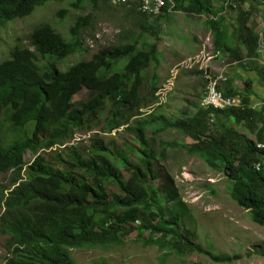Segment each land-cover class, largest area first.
Masks as SVG:
<instances>
[{"label": "trees", "instance_id": "trees-1", "mask_svg": "<svg viewBox=\"0 0 264 264\" xmlns=\"http://www.w3.org/2000/svg\"><path fill=\"white\" fill-rule=\"evenodd\" d=\"M66 1L72 9L85 12L88 9L86 4L96 11L103 0H0V29L31 16L48 2ZM223 1L222 7H217L218 0H175L176 11L195 16L208 15L215 51L230 53L239 60L238 67L241 68L245 66L242 53H246L248 63L261 57L259 35L248 24L260 13L257 7L264 0ZM131 6L129 13L137 16L141 32H133L129 44L102 48L90 59L71 66L67 72L60 68L63 60L81 49L89 54L82 32L91 27V14L75 17L67 39L49 24L38 25L29 36L34 51L16 46L9 59L0 63V176L11 173L13 177L7 185H0V238L3 248L8 249H4L2 257L5 264L11 261L14 262L10 264H32V259L34 264H75L71 249L107 252L124 247L134 233L144 248L157 247L161 253L166 251L162 264H166L171 255L186 259L198 254L219 264L238 261L240 257L204 251L191 242L190 239L196 236L193 231L196 229L195 217L181 199L174 178L169 172H162L160 165L167 161L166 157L173 149L185 148L188 152L190 148L192 152H186L188 156H199L207 166L211 163L208 167L223 174L230 182L229 191L239 207L247 211L255 224L264 227V98L260 106L253 105L255 81L251 80L239 89L235 85L238 74L234 71L227 82L220 81L219 91L240 102V106L226 108L222 110L224 112L197 107L192 116L178 121L150 117L151 114L146 116L144 110L156 103L159 90L157 75L153 76L148 90L146 78L149 68L161 64L163 53L159 45L164 32L161 20H171L172 14L154 18L155 23L151 21L153 18L138 12L134 4ZM257 9L259 13H256ZM234 10L239 12L233 33L225 15ZM65 14L63 10L58 16L64 18ZM148 36L153 37L155 43L148 42ZM141 42L145 44L140 48ZM39 56L47 59L46 65L39 64ZM261 75L264 76L263 69L259 70ZM82 90H87V98L75 103V97ZM103 115L108 119V134L125 127V132L132 133L135 140L137 138L143 155L137 164L121 151L107 159L105 154L109 147L100 134L92 138L94 143L90 146L88 158L86 150L82 155L75 145L57 153L51 151L66 146L79 132H89L101 126ZM209 120L212 121V132L207 126ZM152 127L154 136L173 129L190 136L195 143L189 146L161 144V162L146 136ZM258 144L262 146L258 147ZM27 151L35 156L29 164L24 162ZM75 153L79 154L76 156ZM64 157L68 162L63 160ZM74 159L76 163H73ZM258 164H261L260 168ZM160 177L163 178L161 187L156 190L153 184L159 182ZM110 186L116 188L118 198L110 193Z\"/></svg>", "mask_w": 264, "mask_h": 264}, {"label": "rangeland", "instance_id": "rangeland-1", "mask_svg": "<svg viewBox=\"0 0 264 264\" xmlns=\"http://www.w3.org/2000/svg\"><path fill=\"white\" fill-rule=\"evenodd\" d=\"M113 1H100L99 8L96 11L92 7H89V4H86L85 6L88 9L85 12L72 9L68 1L63 3L48 2L44 6L37 8L31 16L8 23L0 29V63L9 59L11 50L16 46H25L34 51V48L30 46L29 36L33 29L40 24H49L66 39L69 38V27L73 24L75 17L80 15H92L91 27L86 32H82L85 46L90 49L89 54L87 55L81 49L77 54L63 60L60 63V68L63 72H67L71 66L81 61L90 59L102 48L129 44L132 41L130 39L132 37L131 34L136 31L141 32L140 24L136 21L137 16L129 13L133 6L115 5ZM223 3V0H218L216 6L222 7ZM257 8L260 9V13L257 9L256 13L259 14L251 19L248 25L255 28L259 35L261 57L259 59H251L250 63H248L246 53H242L241 57L244 59L243 64L245 66L241 68L238 67L239 60L232 57V55L215 52L213 44L214 36L207 24L206 17L195 16L185 11H176L174 12L175 14H172L171 20H161L164 32L161 36L159 50L163 52V57L159 66L149 68L146 78V89L151 88V81L154 75H157L159 78L157 86L162 88L171 77L173 69H177L176 77L178 80L168 103L165 106L163 105L162 108L157 105V108L155 107L152 112L150 111L152 116L154 115L157 118H173L177 121L184 120L185 117L194 114L197 107H203L202 104L200 105V99L205 87L200 77L202 73L198 71V68L188 70L190 68L187 67V62L190 59H197V55L202 53L203 50L211 52L214 69H216V72L225 73L223 76V78L225 77V82H227L229 74L233 73V71L238 74L235 80L238 88H243L251 80L255 81L253 90L256 96L253 99V105L260 106L261 98H264V78H262L264 76H259V70H264V2ZM63 10L66 11V16L60 18L58 14ZM238 12L233 11L232 14L225 15L229 19L228 24L233 33L238 24V17H236ZM151 21H154V19H151ZM199 33H203L202 39H200ZM146 40L150 43H155L153 37L148 36ZM144 44L145 42H141L140 47ZM46 63L47 59L39 56V64L44 66ZM212 71L214 72V70ZM190 78L196 79L190 80ZM87 95V90H82L75 97L74 102L78 103L85 100ZM107 122L106 115H103L101 126L94 127L89 132H79V135L74 140H70L65 147L56 149V153L68 146L75 145L79 147V151L80 149L82 150L80 153L83 155L86 154V150V157L88 158L89 149L92 144L90 139L95 135L92 132L98 131L100 132V136L104 138L105 144L110 147L107 154H105L107 155V159L110 158V155L111 157L117 156L116 153L118 151L125 154V151L129 148L132 153L130 150H127L125 155L130 158L133 164H137L138 160L142 157V154L139 152V142L134 140V135L127 131L117 133L116 136L109 135L106 133L107 129H105ZM207 126L212 132L213 127H210L211 124H207ZM152 132L153 127L149 129L146 136L147 138L149 137L148 139H151L150 145L156 152L158 160H160L159 154L162 152L160 144L175 142L189 146L195 143L190 136L186 137V135L184 136L179 131H166L167 133L164 132V135L163 133L158 134V137L157 135L153 136ZM259 145L261 144L257 146ZM64 152L66 154V151ZM185 152L181 148L170 150L167 161L160 165L163 172H169L174 178L181 199L188 204L195 217L196 229L194 228L193 231H195L196 236L190 239L191 242L199 245L204 251L211 250L217 254L240 257L233 264H264V227L255 224L247 211L240 208L235 202L229 191L230 182L223 174L212 171L199 156L189 157ZM34 157L32 153L25 152V164L31 163ZM65 161L67 162V160ZM125 174L128 176L127 172ZM11 177V173L0 176V185H7ZM161 183L162 179L153 184L156 190L160 189ZM109 191L110 193H116L115 195L119 197L115 187L110 186ZM138 242L137 234L134 233L124 247H115L107 252L97 251V249H74L71 252L77 264H161V257H163L166 251L161 253L157 247L144 248L142 243ZM4 253L5 250L0 238V264H5L2 259ZM188 258L171 256L166 264H219L212 261L211 258L198 254L197 256L193 255Z\"/></svg>", "mask_w": 264, "mask_h": 264}, {"label": "built area", "instance_id": "built-area-1", "mask_svg": "<svg viewBox=\"0 0 264 264\" xmlns=\"http://www.w3.org/2000/svg\"><path fill=\"white\" fill-rule=\"evenodd\" d=\"M115 5H131L134 4L138 12L145 14V16H149L151 18H156L162 15L167 6L169 11L173 10L175 7L174 0H114ZM198 63H201V59H196ZM203 67V65H202ZM209 74V72H207ZM206 74V75H207ZM207 78V88L205 92V97L203 99L202 104L206 107L214 108V109H226L236 105V100L231 98H226L219 90L218 83L220 81H224L223 76H218L216 78H212L210 76H206ZM170 88L165 89L161 92V95L164 97L170 91Z\"/></svg>", "mask_w": 264, "mask_h": 264}, {"label": "bare ground", "instance_id": "bare-ground-1", "mask_svg": "<svg viewBox=\"0 0 264 264\" xmlns=\"http://www.w3.org/2000/svg\"><path fill=\"white\" fill-rule=\"evenodd\" d=\"M226 1H227V0H226ZM217 3H218V2H217ZM219 4H220V3H219ZM229 4H230V3H229ZM224 6H225V5H224ZM224 6H223V7H224ZM229 6H230V5H229ZM176 8H177V7H176ZM214 8H215V7H214ZM233 8H234V7H233ZM226 9H227V8H226ZM221 11H222V10H221ZM219 12H220V11H219ZM229 12H230V11H229ZM174 14H175V13H174ZM171 17H172V16H171ZM223 18H224V17H223ZM228 20H229V19H228ZM158 28H159V27H158ZM158 28H157V29H158ZM161 29H162V28H161ZM159 31H160V30H159ZM159 31H158V32H159ZM158 34H159V33H158ZM154 35H155V34H154ZM156 35H157V33H156ZM213 39H214V38H213ZM140 48H141V47H140ZM161 53H163V52L161 51ZM227 54H230V53H226V55H227ZM197 56H198V55H197ZM227 58H228V56H227ZM227 58H226V59H227ZM153 64H154V63H153ZM155 65H157V64H155ZM158 66H159V65H158ZM187 67L190 68V69L195 70L196 68L199 69L200 64L196 61V59H190V60L187 62ZM176 70H177V69H176ZM196 72H197V71H196ZM197 73H198V72H197ZM229 75H230V74H229ZM146 76H147V71H146ZM178 76H179V75H178ZM206 76H210V77H212V78H216V77H217L216 69H214V72H213V71L209 72V74H207ZM232 76H233V75H232ZM229 77H230V76H229ZM229 77H228V78H229ZM224 78H225V77H224ZM143 79H144V77H143ZM177 80H178V78L176 77V73H172L171 77L167 80V82H170V83H168V87H169L171 90L176 88V81H177ZM135 81H136V80H135ZM227 81H228V79H227ZM226 84H227V83H226ZM131 85H132V84H131ZM235 85H237V84H235ZM222 87H223V86H222ZM222 87H221V88H222ZM153 89H154V87H153ZM239 89H240V88H239ZM156 92H157V91H156ZM254 93H255V92H254ZM153 95H154V94H153ZM139 97H140V96H139ZM153 97H154V96H153ZM136 98H137V97H136ZM149 98H151V97H149ZM137 99H138V98H137ZM253 99H254V97H253ZM261 99H262V98H261ZM135 100H136V99H135ZM135 100H134V101H135ZM256 100H257V99H256ZM132 101H133V100H132ZM137 101H138V100H137ZM137 101H136V102H137ZM152 101H153V99H152ZM155 101H156V100H155ZM129 103H130V102H129ZM134 103H135V102H134ZM139 103H140V102H139ZM169 103H170V102H169ZM135 104H136V103H135ZM135 104H134V105H135ZM148 104H149V102H148ZM153 104H154V103H153ZM137 105H139V104L137 103ZM202 105H203V107H204L206 110L214 109V108L206 107L204 104H202ZM151 106H152V105H150V107H151ZM164 106H165V105H164ZM166 106H167V105H166ZM239 106H240V104H239ZM140 107H141V105H140ZM129 108L132 110L131 107H129ZM133 108H134V107H133ZM146 108H147V107H146ZM156 108H157V107H156ZM160 108H162V106H161ZM134 109H135V108H134ZM136 109H137V108H136ZM142 109H143V108H142ZM193 109H194V108H193ZM128 110H129V109H128ZM128 110H127V111H128ZM161 110H162V109H161ZM165 110H166V109H165ZM6 111H7V110H6ZM134 111H135V110H134ZM131 112H132V111H131ZM135 112H136V111H135ZM212 112H213V111H212ZM216 112H217V111H216ZM219 112H221V111H219ZM222 112H224V111H222ZM107 113H108V112H107ZM126 113H127V112H126ZM143 114H144V113H143ZM155 114H156V113H155ZM127 115H128V113H127ZM157 115H158V114H157ZM160 115H161V114H160ZM192 115H193V114H192ZM192 115H191V116H192ZM130 116H131V115H130ZM139 116H140V115H139ZM146 116H148V115H146ZM151 116H152V115H150V117H151ZM127 117H128V116H127ZM193 117H194V116H193ZM116 118H117V117H116ZM121 118H122V117H121ZM129 118H130V117H129ZM152 118H153V117H152ZM124 119H125V117H124ZM124 119H123V121H124ZM161 119H162V118H161ZM172 119H173V118H172ZM188 119H189V118H188ZM128 120H129V119H128ZM132 120H133V119H131V121H132ZM151 120H152V119H151ZM174 120H175V119H174ZM126 121H127V119H126ZM143 121H144V120H142L141 122H143ZM148 121H150V120H148ZM118 122H119V120H118ZM139 122H140V121H139ZM144 122H145V121H144ZM150 122H151V121H150ZM124 123H125V122H124ZM132 123H133V122H132ZM118 124H120V122H119ZM126 124H127V123H126ZM128 124H129V123H128ZM154 124H155V123H154ZM121 125H122V124H121ZM135 125H136V124H135ZM135 125H134V126H135ZM138 125H139V124H138ZM141 125H142V124H141ZM141 125H140V126H141ZM148 125H149V127L151 126L150 124H148ZM113 126H114V125H113ZM117 126H118V125H117ZM140 126H138L137 128H139ZM106 127H107V128H106ZM106 127H105V129H107V131H108V126H106ZM121 127H122V126H121ZM128 127H129V126H128ZM161 127H162V126H161ZM111 128H112V127H111ZM111 128H110V129H111ZM142 128H143V127H142ZM112 129H113V128H112ZM114 129H115V127H114ZM124 129H125V128H124ZM143 129H144V128H143ZM164 129H166V128H164ZM174 129H175V128H174ZM134 130H135V129H134ZM141 131H142V130H141ZM164 131H166V130H164ZM169 131H170V130H169ZM172 131H173V129H172ZM161 132H163V130H162ZM177 132H178V131H177ZM179 132H181V131H179ZM187 132H188V131H187ZM187 132H186V134H188ZM111 133H112V132H111ZM135 133L137 134V131H136ZM140 133H141V132H140ZM166 133H167V132H166ZM166 133H165V134H166ZM143 134H144V132H143ZM132 135H133V134H132ZM154 135H155V134H154ZM154 135H153V136H154ZM163 135H164V133H163ZM182 135H183V134H182ZM136 136H137V135H136ZM184 136H185V134H184ZM157 137H158V135H157ZM186 137H187V136H186ZM99 138H101V137L99 136ZM135 138H136V137H135ZM148 138H149V137H148ZM153 138H154V137H153ZM169 138H170V137H169ZM184 138H185V137H184ZM122 139H123V137H122ZM141 139H142V138H141ZM170 139H171V138H170ZM172 139H173V138H172ZM185 139H186V138H185ZM92 140H93V139H92ZM94 140H96V139H94ZM99 140H100V139H99ZM102 140H103V138H102ZM126 140H127V139H126ZM134 140H135V139H134ZM136 140H137V138H136ZM144 140H145V139H144ZM165 140H166V138H165ZM181 140H182V139H181ZM103 141H104V140H103ZM140 141H141V140H140ZM145 141H146V140H145ZM149 141H151V139H149ZM149 141H148V142H149ZM173 141H174V140H173ZM175 141H176V140H175ZM98 142H99V141H98ZM133 142H134V141H133ZM146 142H147V141H146ZM159 142H160V141H159ZM93 143H94V142H93ZM111 143H112V142H111ZM100 144H101V143H100ZM135 144H136V142H135ZM151 144H152V143H151ZM172 144H175V142L172 143ZM181 144H182V143H181ZM181 144H180V145H181ZM202 144H203V143H202ZM24 145L26 146L25 143H24ZM105 145H106V144H105ZM115 145H116V143H115ZM162 145H163V144H162ZM164 145H166V144H164ZM198 145H199V144H198ZM200 145H201V144H200ZM200 145H199V146H200ZM25 146H24V147H25ZM89 146H90V145H89ZM106 146H107V145H106ZM112 146H113V145H112ZM133 146H134V145H133ZM167 146H169V145H167ZM194 146H195V145H194ZM199 146H198V147H199ZM81 147H82V146H81ZM107 147H108V146H107ZM134 147H135V146H134ZM154 147H155V146H154ZM158 147H159V146H158ZM165 147H166V146H165ZM198 147H197V149H198ZM205 147H206V146H205ZM205 147H204V148H205ZM258 147H260V146H258ZM72 148H73V147H72ZM109 148H110V147H109ZM115 148H116V147H115ZM142 148H143V147H142ZM142 148H141V149H142ZM160 148H161V144H160ZM172 148H173V146H172ZM175 148H176V147H175ZM187 148H189V147H187ZM210 148H211V147H210ZM66 149H67V148H66ZM164 149H165V148H163V150H164ZM189 149H190V148H189ZM189 149H188V152L190 151V154H191L192 151H191V149H190V150H189ZM192 149H193V148H192ZM200 149H201V148H199V150H200ZM205 149H206V148H205ZM208 149H209V147H208ZM71 150H72V149H71ZM71 150H70V151H71ZM73 150H74V149H73ZM77 150H78V149H77ZM113 150H115V149H113ZM127 150L129 151L130 149L128 148ZM127 150H126V151H127ZM143 150H144V149H143ZM185 150H186V149L184 148V151H185ZM206 150H207V149H206ZM211 150H212V149H211ZM214 150H215V149H214ZM80 151L82 152L81 149H80ZM80 151H79V152H80ZM126 151H125V154H126ZM141 151H142V150H141ZM86 152H87V151H86ZM113 152H114V151H113ZM116 152H117V151H116ZM130 152L132 153L131 150H130ZM139 152H140V151H139ZM186 152H187V151H186ZM186 152H185V154H186ZM188 152H187V153H188ZM193 152H196V151L194 150ZM114 153H115V152H114ZM159 153H160V152H159ZM177 153H178V152H177ZM196 153H197V152H196ZM196 153H195V154H196ZM202 153H203V151H202ZM70 154H71V153H70ZM75 154H76V156H77L79 153H78V154L75 153ZM84 154H85V153H84ZM133 154H134V152H133ZM174 154H175V152H174ZM198 154H199V151H198ZM82 155H83V154H82ZM163 155H166V154L163 153ZM163 155H162V158L164 157ZM206 155H207V154H206ZM73 156H74V155H73ZM120 156H121V153H120ZM142 156H143V155H142ZM150 156H151V155H150ZM170 156H171V155H170ZM173 156H174V155H173ZM183 156H184V155H183ZM187 156H188V155H187ZM196 156H197V155H196ZM201 156H202V155H201ZM203 156H204V155H203ZM66 157H67V156H66ZM79 157H80V155H79ZM110 157H111V155H110ZM121 157H122V156H121ZM165 157H166V156H165ZM189 157H190V156H189ZM64 158H65V157H64ZM69 158L71 159V157H69ZM111 158H112V157H111ZM145 158H146V157H145ZM166 158H167V157H166ZM170 158H171V157H170ZM179 158H180V157H179ZM204 158H205V157H204ZM220 158H221V157H220ZM70 159H69V160H70ZM85 159H86V158H85ZM117 159H118V158H117ZM122 159H123V157H122ZM146 159H147V158H146ZM146 159H145V160H146ZM149 159H150V157H149ZM186 159H187V158H186ZM189 159H190V158H189ZM206 159H207V158H206ZM64 160H67V159H64ZM72 160H73V159H72ZM72 160H71V162H73ZM75 160H76V159H74V161H75ZM82 160H83V159H82ZM88 160H89V159H88ZM88 160H87V161H88ZM91 160H93V159H91ZM96 160L98 161L97 158H96ZM113 160H115V159H113ZM113 160H111V161H113ZM141 160H142V159H141ZM157 160H158V159H157ZM171 160H172V159H171ZM182 160H183V159H182ZM182 160H181V161H182ZM78 161H80V159H79ZM85 161H86V160H85ZM117 161H118V160H117ZM138 161H139V160H138ZM159 161H160V160H159ZM159 161H158V162H159ZM174 161H175V160H174ZM179 161H180V160H179ZM206 161H207V160H206ZM67 162H68V161H67ZM71 162H70V163H71ZM89 162H90V161H89ZM93 162H94V161H93ZM120 162H121V161H120ZM152 162H153V161H152ZM161 162H163V161H161ZM161 162H160V163H161ZM207 162H208V161H207ZM73 163H76V161L73 162ZM80 163H81V162H80ZM121 163H122V162H121ZM168 163H169V162H168ZM181 163H182V162H181ZM55 164H56V163H55ZM71 164H72V163H71ZM77 164H78V163H77ZM77 164H76V165H77ZM97 164H98V163H97ZM161 164H162V163H161ZM163 164H164V162H163ZM210 164H211V163H210ZM210 164L208 165L209 167H210ZM56 165H57V164H56ZM72 165H73V164H72ZM76 165H75V166H76ZM80 165H81V164H80ZM83 165H84V164H83ZM94 165H95V163H94ZM99 165H100V164H99ZM114 165H115V163H114ZM117 165H118V164H117ZM119 165H120V164H119ZM132 165H133V164H132ZM211 165H212V164H211ZM214 165H215V163H214ZM111 166H112V165H111ZM115 166H116V165H115ZM153 166H154V164H153ZM155 166H157V165H155ZM166 166H167V165H166ZM182 166H183V165H182ZM63 167H64V165H63ZM66 167H67V166H66ZM78 167H79V166H78ZM95 167H97V165H96ZM113 167H114V166H113ZM206 167H207V166H206ZM212 167H213V166H212ZM260 167H261V164H258V168H260ZM79 168H80V167H79ZM84 168H85V167H84ZM97 168H98V167H97ZM99 168H100V166H99ZM111 168H112V167H111ZM120 168H121V167H120ZM122 168H123V167H122ZM134 168H135V167H134ZM159 168H160V167H159ZM214 168H215V167H214ZM17 169H18V168H17ZM20 169H21V168H20ZM68 169H69V168H68ZM90 169H92V167H91ZM126 169H127V168H126ZM163 169H164V167H163ZM18 170H19V169H18ZM70 170H71V169H70ZM80 170H81V169H80ZM88 170H89V169H88ZM93 170H94V169H93ZM99 170H100V169H99ZM99 170H98V171H99ZM101 170H102V169H101ZM128 170H129V169H128ZM132 170H133V169H132ZM158 170H160V169H158ZM19 171H20V170H19ZM19 171H17V174H18ZM25 171H26V170H25ZM25 171H24V172H25ZM85 171H86V170H85ZM15 172H16V171H15ZM21 172H22V170H21ZM89 172H90V171H89ZM120 172H121V171H120ZM129 172H130V171H129ZM162 172H163V171H162ZM94 173H96V170H95ZM100 173H101V172H100ZM156 173H157V171H156ZM4 174H5V173H4ZM13 174H14V172H13ZM19 174H20V173H19ZM9 175H10V174H9ZM88 175H89V174H88ZM167 175H168V174H167ZM169 175H170V174H169ZM169 175H168V176H169ZM19 176H20V175H19ZM19 176H18V177H19ZM82 176H83V175H82ZM89 176H91V175H89ZM95 176H96V175H95ZM158 176H159V175H158ZM170 177H171V176H170ZM12 178H13V177H12ZM165 178H166V177H165ZM158 179H159V178H158ZM158 179H157V180H158ZM160 179H161V178H160ZM162 179H163V178H162ZM79 180H80V179H79ZM166 180H167V179H166ZM166 180H165V181H166ZM9 181H10V180H9ZM152 181H153V180H152ZM159 181H160V180H159ZM85 185H86V184H85ZM86 186H87V185H86ZM89 186H90V185H89ZM171 186H172V185H171ZM169 187H170V186H169ZM174 188H175V187H174ZM169 189H170V188H169ZM150 190H151V189H150ZM150 190H148V191L145 190V192L147 191V193H150ZM105 191H106V190H105ZM172 191H173V190H172ZM145 192H144V195H145ZM105 193H106V192H105ZM141 193H142V192H141ZM141 193H139V194H141ZM167 193H168V191H167ZM170 193H172V192H170ZM115 194H116V193H115ZM142 194H143V193H142ZM174 194L176 195V192H175V191H174ZM144 195H143V196H144ZM177 195H178V194H177ZM113 196H114V195H113ZM115 196H116V195H115ZM150 196H151V195H149V197H150ZM177 197H178V196H177ZM114 198H115V197H114ZM117 198H118V197H117ZM141 198H142V197H141ZM153 198H154V197H153ZM153 198H152V199H153ZM174 198H176V197H174ZM145 199H146V198H145ZM150 199H151V198H150ZM148 200H149V199H148ZM146 201H147V200H146ZM142 202H144V201H142ZM148 202H150V201H148ZM180 202H181V201H180ZM151 203H152V201H151ZM164 203H165V202H164ZM168 203H169V202H168ZM152 205H155V204H152ZM162 205H163V204H162ZM176 205H177V204H176ZM179 205H180V204H179ZM179 205H178V206H179ZM184 205H185V204H184ZM155 206H156V205H155ZM158 206L160 207V205H158ZM171 208H172V207H171ZM171 208H170V209H171ZM173 208H174V207H173ZM175 208H176V207H175ZM176 209H177V208H176ZM176 209H175V210H176ZM175 210H174V211H175ZM177 211H178V210H177ZM187 211H188V210H187ZM172 212H173V211H172ZM189 212H190V211H189ZM189 212H188V213H189ZM173 213H174V212H173ZM190 213H191V212H190ZM249 213H250V212H249ZM174 214H175V213H174ZM176 214H177V213H176ZM178 214H179V213H178ZM3 215H4V214H3ZM93 217H94V216H93ZM99 217H100V216H99ZM179 217H180V216H179ZM191 219H192V218H191ZM99 221H100V220H99ZM116 221H117V220H116ZM109 222H110V221H109ZM117 222H118V221H117ZM188 222H189V221H188ZM113 226H114V225L112 224V227H113ZM105 229H106V228H105ZM112 229H113V228H112ZM76 231H77V229H76ZM122 231H124V230L122 229ZM103 232H104V231H103ZM190 232H191V231H190ZM105 233H106V232H105ZM79 234H80V233H79ZM81 234H82V233H81ZM101 234H102V233H101ZM191 234H192V233H191ZM77 235H78V234H77ZM82 235H84V234H82ZM98 235H100V233H98ZM104 236H105V235H104ZM98 237H99V236H97V238H98ZM101 237H102V236H101ZM107 237H109V236H107ZM107 237H106V238H107ZM83 238H84V237H83ZM81 239H82V238H81ZM99 239L101 240L102 238H99ZM107 239H108V238H107ZM100 240H98V242H99ZM192 240H193V239H192ZM81 241H82V240H81ZM105 241H106V240H105ZM108 241H109V239H108ZM194 241H195V240H194ZM5 242H6V241H5ZM112 242H113V241H112ZM115 242H116V241H115ZM9 243H10V242H9ZM9 243H8V245H9ZM12 243H13V242H12ZM12 243H11V244H12ZM110 243H111V242H110ZM138 243H139V242H138ZM14 244H15V243H14ZM80 244H81V243H80ZM104 245H105V243H104ZM113 245H114V244H113ZM12 246H14V245H12ZM91 246H92V245H91ZM95 246H96V245H95ZM107 246H108V245H107ZM115 246H116V244H115ZM118 246H119V245H118ZM4 247H5V246H4ZM97 247H98V246H97ZM17 248H18V247H17ZM82 248H83V247H82ZM86 248H87V247H86ZM111 248H112V247H111ZM4 249H6V248H4ZM106 249H109V247H108V248L106 247ZM7 250H8V249H6V251H7ZM17 250H18V249H17ZM19 250H20V249H19ZM15 251H16V250H15ZM68 251H69V250H68ZM163 251H164V250H163ZM9 252H10V251H9ZM20 252H22V251H20ZM159 252H160V251H159ZM22 253H23V252H22ZM168 253H169V252H168ZM7 254H8V253H7ZM209 254H210V253H209ZM8 255H9V254H8ZM211 255H212V254H211ZM9 256H10V255H9ZM13 256H14V255H13ZM19 256H21V254H20ZM171 256H172V255H171ZM196 256H197V255H196ZM231 256H232V255H231ZM3 257H4V256H3ZM10 257H11V256H10ZM15 257H16V256H15ZM236 257H238V256H236ZM18 258H20V257H18ZM13 259H14V260H17V261L19 260V259H15V258H13ZM13 259H12V260H13ZM161 259H162V257H161ZM188 259H189V258H188ZM239 259H240V258H239ZM28 260H29V259H28ZM236 260H237V259H236ZM241 260H242V259H241ZM32 261L34 262L33 259L31 260V262H32ZM73 261H74V260H73ZM234 261H235V260H234ZM9 262H10V261H8V263H9ZM11 262H12V261H11ZM11 262H10V263H11ZM13 262H14V261H13ZM13 262H12V263H13ZM15 262H16V261H15ZM26 262H27V261H26ZM26 262H25V263H26ZM33 262H32V264H34ZM43 262H44V261H43ZM71 262H72V261H71ZM10 263H9V264H10ZM64 263H65V261H64ZM69 263H70V262H69ZM72 263H73V262H72ZM15 264H16V263H15ZM35 264H36V263H35ZM54 264H55V263H54ZM73 264H74V263H73ZM75 264H76V261H75ZM159 264H160V263H159ZM161 264H162V261H161ZM226 264H227V263H226Z\"/></svg>", "mask_w": 264, "mask_h": 264}, {"label": "clouds", "instance_id": "clouds-1", "mask_svg": "<svg viewBox=\"0 0 264 264\" xmlns=\"http://www.w3.org/2000/svg\"><path fill=\"white\" fill-rule=\"evenodd\" d=\"M174 2H175V0H174ZM131 6V5H130ZM176 7H177V3H175V7H174V9L173 10H171V11H169V8H168V6H167V9L165 10V12L162 14V15H160V16H163V15H166L167 13H171V14H173L174 12H176ZM136 8V7H135ZM234 11H236V10H234ZM178 12V11H177ZM197 16H202V17H206L207 19L206 20H208V19H211L208 15H206V14H202V15H198L197 14ZM212 18H215V16H211ZM154 19V18H153ZM207 24H208V21H207ZM209 26V25H208ZM204 46H205V44H204ZM216 52V51H215ZM219 54V53H218ZM197 59H201L202 60V62L201 63H199L200 64V67H199V69H198V71H200L201 73H202V76H200L201 78H202V81H203V83L205 84V87H204V91H203V95H202V98L200 99V105L202 104V102H203V99H204V97H205V92H206V88H207V78H206V74H207V72H211L212 70H214V66H213V55L211 54V52H206V50H203V52L202 53H200V54H198V56H197ZM202 65H203V67H202ZM188 70H192V69H188ZM176 71L177 70H175V69H173L172 70V73H176ZM224 76L225 75V73L224 72H218L217 71V77L218 76ZM223 81V80H222ZM225 82V81H224ZM168 83H170V82H166L165 84H164V86L162 87V88H159V90H158V92H157V94H156V96H157V98H158V100L156 101V103L153 105V106H151L148 110H144V112H147V115L148 114H150L151 112H152V110H154V108L157 106V105H159L160 107L161 106H163V105H165L166 103H168V100H169V97H170V95L174 92V90L175 89H172V90H170L168 93H167V95L164 97V99H163V97H162V95H161V92H163L165 89H167V88H169L168 87ZM219 85H220V83H218V90H219ZM221 92V91H220ZM222 93V92H221ZM223 94V93H222ZM224 95V94H223ZM201 97V96H200ZM226 97V96H225ZM226 98H231V99H234V100H236V105L235 106H233V107H238L239 106V104H240V102L237 100V99H235V98H232V97H226ZM206 110V109H205ZM210 110H218V111H222L223 109H210ZM151 111V112H150ZM209 122V124H211L212 125V121L211 120H209L208 121ZM124 128L125 127H123V128H121V129H119V130H115L113 133H112V135H115L116 136V134L117 133H121L122 131H124L125 132V130H124ZM92 133H95V135L96 134H100V132H98V131H94V132H92ZM107 133V132H106ZM115 133V134H114ZM79 134H77L76 135V137L78 136ZM94 135V136H95ZM110 135V134H109ZM94 136H90L91 137V141L93 142V140H92V138H94ZM75 137V138H76ZM92 145V144H91ZM65 147V146H64ZM56 149H60V148H53L51 151H55ZM51 151H49V152H51ZM72 250H74V249H71V251Z\"/></svg>", "mask_w": 264, "mask_h": 264}, {"label": "crops", "instance_id": "crops-1", "mask_svg": "<svg viewBox=\"0 0 264 264\" xmlns=\"http://www.w3.org/2000/svg\"><path fill=\"white\" fill-rule=\"evenodd\" d=\"M199 37H200V39H202L203 38V33H199ZM233 57V56H232ZM191 79H196V78H190V80Z\"/></svg>", "mask_w": 264, "mask_h": 264}]
</instances>
